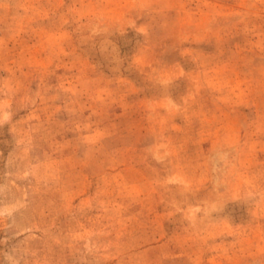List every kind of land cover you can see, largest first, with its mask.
Segmentation results:
<instances>
[{
    "label": "rangeland",
    "instance_id": "rangeland-1",
    "mask_svg": "<svg viewBox=\"0 0 264 264\" xmlns=\"http://www.w3.org/2000/svg\"><path fill=\"white\" fill-rule=\"evenodd\" d=\"M0 264H264V0H0Z\"/></svg>",
    "mask_w": 264,
    "mask_h": 264
}]
</instances>
